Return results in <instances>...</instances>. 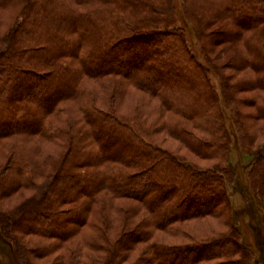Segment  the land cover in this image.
I'll list each match as a JSON object with an SVG mask.
<instances>
[{
	"label": "trees",
	"instance_id": "trees-1",
	"mask_svg": "<svg viewBox=\"0 0 264 264\" xmlns=\"http://www.w3.org/2000/svg\"><path fill=\"white\" fill-rule=\"evenodd\" d=\"M211 2L180 0L179 7L206 40L203 54L212 69V47L239 40L258 64L239 61L264 71V0ZM221 20L229 23L216 42L206 29ZM174 22L172 0H0V201L25 194L10 210L0 208V232L20 264L53 253L48 240L67 243L88 220L96 228L85 246L105 254L89 264H119L140 243L147 245L131 264H253L251 252L225 235L196 245L152 239L158 231L177 235L176 224L186 219L207 212L216 217L226 197V170L186 163L159 137L166 131L204 156L226 141L224 98L234 105L232 115L246 120L239 91L227 79L225 92L214 87ZM123 83L160 104L151 113L123 114L117 89ZM257 85L264 87V77ZM258 113L264 120V107ZM35 137L56 149L28 146ZM241 137L254 141L247 132ZM259 159L256 177L264 188ZM210 193L215 197L201 199ZM124 199L136 207L123 209L118 203ZM116 216L121 227L115 234ZM28 235L41 238L39 244L31 246ZM75 256L60 254L54 264H76Z\"/></svg>",
	"mask_w": 264,
	"mask_h": 264
},
{
	"label": "rangeland",
	"instance_id": "rangeland-1",
	"mask_svg": "<svg viewBox=\"0 0 264 264\" xmlns=\"http://www.w3.org/2000/svg\"><path fill=\"white\" fill-rule=\"evenodd\" d=\"M199 1L204 5L206 3L207 5L212 3V0ZM172 3L174 8V23L177 27L180 26L184 29V36L190 52L207 69V75L211 78L214 87L222 88L225 92L223 88L225 79L229 81V84L236 87L239 92L235 98L239 101L240 111L245 115L246 120L242 122L238 116H233L232 111L234 105L231 100L227 101L224 98L225 102L223 107H221V113L223 115V127L227 135L226 141L222 144V147L205 150L204 156L196 155L194 152H188L186 148L182 147V143L170 137L166 131V135L159 137L158 141L164 149L183 158L186 163L189 161L203 169L213 168L214 170H226V174L224 175L226 184L223 187L226 197L224 198V204L218 207L219 210L216 212V217H213L207 212L202 217L197 216L186 219L176 224L179 229L177 235H171L170 232L161 233L158 231L155 232L152 239L162 240L165 244L169 245H196L208 243L209 240L220 239L221 235H225V237L229 236L231 240L235 238L239 245L251 252L253 264H264V188L261 186L262 182L259 176L256 177L258 165L261 161L259 158H264V120L259 119L258 113V110L264 107V87L257 85V82L263 79L264 71H256L255 69V71H252L239 61V59H243L244 57L248 59V63L253 64L252 66L258 64L256 57H250L247 49L241 46L239 40L238 42L229 44L222 43L212 47V57L216 62L215 69L213 70L211 63L205 59V55L203 54L202 44H205L206 40H201L196 36L192 26L183 17V12L179 7L180 0H172ZM211 23H209L206 29L209 35L208 37L216 42H221L223 39L218 35V31L225 27V23L229 22L221 20L214 23L212 21ZM224 49H227V51L223 55L222 51ZM255 54L257 56V53ZM238 65L242 68L238 70L233 69ZM182 76H185V74ZM184 78L187 79L188 77L185 76ZM123 84L125 85V90L121 87L117 88L121 90L118 94L120 96V109L123 114L133 113L134 110L135 112L142 111L143 113H151L152 109L160 104L157 98L151 99L138 89L127 86L128 84ZM107 108L109 109V105H104V109ZM0 113H3L1 109ZM153 113L151 115V122H154L156 119V115ZM174 117L178 119L177 115ZM239 122L242 124L241 130L238 127ZM246 132L254 139L252 143H249L247 139L244 140L241 137V134ZM38 138L35 137L33 139L34 142H30L28 146L36 145L42 152L47 150L46 153L56 149L51 143H45V139L41 140ZM39 154H36L37 159L42 157ZM252 154L257 157V160H254L255 157ZM227 170H229L228 176ZM233 171L235 173L232 175ZM43 178L44 176L39 178V183L42 182ZM209 196L215 197V194L210 193L200 197L201 199H205ZM24 197L25 194L16 193L12 198L1 200V210L3 212L10 210V207L21 203ZM118 204L123 209L128 208L132 210L131 208L133 206L136 207V202L129 199L120 200ZM210 206L204 208L203 211L210 210ZM95 212H93L92 216ZM142 215H134V221L138 222L142 218ZM116 220L113 224L115 234L116 232L119 233L121 227V221L120 219L118 220V216H116ZM3 223L5 222L3 221ZM89 223L88 220L85 226L79 228V232L75 238L67 243H61L60 245L55 240H48L47 244L52 245L55 249L48 256L42 253L37 254L36 258L33 257L34 260L30 256L29 258L32 259L34 264H54L56 257L60 254L67 255L69 252L72 256H75L73 252L76 250V264H89L92 257L95 259V256L99 255L97 251H93L85 246V241L89 240L90 235L95 233L96 228L95 225H88ZM232 232H234V236L227 234ZM26 238L31 243V246L38 245L41 239L38 236L30 235L26 236ZM221 241L224 242L225 240L221 237ZM43 242L46 243L45 241ZM146 245L140 243L138 246H134L119 264H131L135 260V257L142 253ZM13 248L12 242L0 232V264H20L16 258L19 255L14 252ZM205 253L203 252V254ZM104 255L102 253L99 257L103 258ZM25 256L22 254L23 258ZM219 261L220 259H213L198 264H217Z\"/></svg>",
	"mask_w": 264,
	"mask_h": 264
}]
</instances>
